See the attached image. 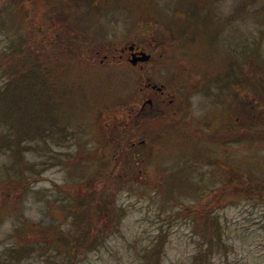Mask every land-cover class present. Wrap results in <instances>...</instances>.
Instances as JSON below:
<instances>
[{
  "label": "rangeland",
  "instance_id": "1",
  "mask_svg": "<svg viewBox=\"0 0 264 264\" xmlns=\"http://www.w3.org/2000/svg\"><path fill=\"white\" fill-rule=\"evenodd\" d=\"M0 264H264V0H0Z\"/></svg>",
  "mask_w": 264,
  "mask_h": 264
},
{
  "label": "flooded vegetation",
  "instance_id": "2",
  "mask_svg": "<svg viewBox=\"0 0 264 264\" xmlns=\"http://www.w3.org/2000/svg\"><path fill=\"white\" fill-rule=\"evenodd\" d=\"M147 54V57L143 58V55ZM118 59L120 61L121 58H124L125 61H127L130 65L137 67L139 70L143 68L144 69H148L145 66L146 61H148L150 59V55L151 52L145 51L144 47L142 45H139V43H135V42H130L129 44H127L126 46H122L119 49V53H118ZM145 67V68H144ZM145 70V71H146ZM150 74L145 73L144 77L146 79V82L144 83V86H146V88L148 90H150V92L155 95V94H159L157 97L154 96L152 97H148L145 101L147 104L151 105L152 103L156 104V108H161L163 102H164V93L165 90L162 88V85L164 86L163 83L160 84H155V82L150 83L148 82V77ZM153 91V92H152ZM144 101L141 102L139 104V111L142 110V108H144ZM160 105V106H159ZM162 109V108H161Z\"/></svg>",
  "mask_w": 264,
  "mask_h": 264
},
{
  "label": "water",
  "instance_id": "3",
  "mask_svg": "<svg viewBox=\"0 0 264 264\" xmlns=\"http://www.w3.org/2000/svg\"><path fill=\"white\" fill-rule=\"evenodd\" d=\"M145 57H147V54H144V55H143V58H145Z\"/></svg>",
  "mask_w": 264,
  "mask_h": 264
},
{
  "label": "trees",
  "instance_id": "4",
  "mask_svg": "<svg viewBox=\"0 0 264 264\" xmlns=\"http://www.w3.org/2000/svg\"><path fill=\"white\" fill-rule=\"evenodd\" d=\"M5 79H7V78H5ZM91 242V241H90Z\"/></svg>",
  "mask_w": 264,
  "mask_h": 264
}]
</instances>
